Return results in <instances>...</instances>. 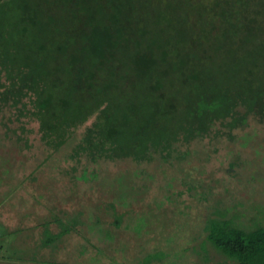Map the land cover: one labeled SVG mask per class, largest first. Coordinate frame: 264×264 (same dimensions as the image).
Returning a JSON list of instances; mask_svg holds the SVG:
<instances>
[{
	"label": "trees",
	"instance_id": "1",
	"mask_svg": "<svg viewBox=\"0 0 264 264\" xmlns=\"http://www.w3.org/2000/svg\"><path fill=\"white\" fill-rule=\"evenodd\" d=\"M6 143L38 260L264 264V0H0Z\"/></svg>",
	"mask_w": 264,
	"mask_h": 264
},
{
	"label": "rangeland",
	"instance_id": "2",
	"mask_svg": "<svg viewBox=\"0 0 264 264\" xmlns=\"http://www.w3.org/2000/svg\"><path fill=\"white\" fill-rule=\"evenodd\" d=\"M34 130H36L34 128ZM30 143L35 146L33 149V152H38L39 145L37 141L36 133L31 135L30 137ZM0 151L4 154L7 153H17L19 154L18 148L10 144H1ZM25 157H15V160L12 161L13 165L16 167H12V170H17L19 167V164L21 163L20 160H24ZM19 178L21 177V172L18 171ZM17 184V181L15 180V183ZM36 182L30 183V181L23 182L19 186V190L25 191L31 195L28 198L27 202H30L31 198L38 194V189L35 188ZM10 189V187H8ZM10 194L8 195V204L9 206L4 209V206H2L0 209V264H72V257L70 254V250H68L65 245L68 242V238L65 237L62 243V248L59 253H50L49 256L46 255L45 260H38V257H33L32 251L29 250V247L27 246V242L22 239V236L24 233H22V229H27L29 231V223H27L25 218H31L33 219L36 215L34 213H27L22 215L25 211L21 210L19 208V202L15 201L16 197L12 196L14 193H17L16 191H10ZM11 195V196H10ZM10 198V199H9ZM79 202V201H78ZM19 211L23 212L21 215H18L20 213L17 212V209ZM31 207L29 208V210ZM81 206L79 203L71 202V204L67 205L66 208H60L58 210H55L54 216L52 217L51 214H48L47 216H44V218L47 217V220L52 221L48 225V230H52L53 232H58L61 230V226L68 225L73 226V224L76 223V225H82L84 223V216L81 212ZM32 211V209L30 210ZM30 215V216H29ZM37 217V216H36ZM43 218V217H42ZM39 219V222H43V220ZM54 219H59V221H53ZM67 226V227H68ZM69 228V227H68ZM26 230V233L28 232ZM17 231V232H16ZM51 236V235H50ZM49 234L46 233L44 235V239H48ZM22 239V240H21ZM66 242V243H65ZM39 248L35 251V254H37V251ZM150 256V255H149ZM146 258V255H144ZM219 260V259H218ZM217 260V261H218ZM82 260L80 259L79 262ZM220 261V260H219Z\"/></svg>",
	"mask_w": 264,
	"mask_h": 264
}]
</instances>
